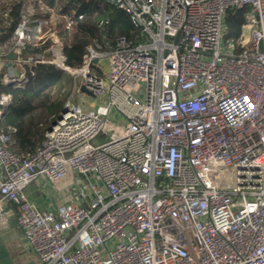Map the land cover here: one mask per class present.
<instances>
[{
  "label": "built area",
  "instance_id": "1",
  "mask_svg": "<svg viewBox=\"0 0 264 264\" xmlns=\"http://www.w3.org/2000/svg\"><path fill=\"white\" fill-rule=\"evenodd\" d=\"M110 3L142 40L90 45L74 69L72 21L45 36L23 4L11 51L46 44L20 63L73 75L82 97L31 152L0 131V200L16 206L24 241L38 264H264V0ZM242 10L241 38L226 46L225 18ZM38 180L65 194L54 209L28 200Z\"/></svg>",
  "mask_w": 264,
  "mask_h": 264
},
{
  "label": "trees",
  "instance_id": "2",
  "mask_svg": "<svg viewBox=\"0 0 264 264\" xmlns=\"http://www.w3.org/2000/svg\"><path fill=\"white\" fill-rule=\"evenodd\" d=\"M34 15L47 21L44 32L64 31L68 18L72 21L69 35L63 39L65 65L78 68L86 48L98 44L101 52L110 51L115 41L124 37L133 44L142 40L141 28L131 21L128 15L104 0H35ZM26 3L23 0H6L0 7V52L7 53L13 47L14 29L21 20ZM27 4V3H26ZM41 4L44 11L41 10ZM25 6V4H24ZM7 11L9 18H4ZM54 15H52V13ZM245 11L230 12L225 18V39L235 44L242 35ZM81 17V18H80ZM46 44L30 45L19 56L43 53ZM26 82L20 86L3 84L0 74V97L9 95V104L0 120V131L10 132V150L18 154L31 152L44 138V134L62 110V100H53L52 94L62 82L64 72L51 64H38L29 69L21 63Z\"/></svg>",
  "mask_w": 264,
  "mask_h": 264
},
{
  "label": "crops",
  "instance_id": "3",
  "mask_svg": "<svg viewBox=\"0 0 264 264\" xmlns=\"http://www.w3.org/2000/svg\"><path fill=\"white\" fill-rule=\"evenodd\" d=\"M11 50L12 48L7 53L0 52L2 79L4 77L15 78L23 71L19 54L13 53ZM26 194L28 200L40 211L54 209L65 197V194L55 193L42 180L31 184L27 188ZM0 206L3 208L5 216V224H0V264H38L36 255L24 241L21 231L16 225V206L11 202L1 200Z\"/></svg>",
  "mask_w": 264,
  "mask_h": 264
},
{
  "label": "rangeland",
  "instance_id": "4",
  "mask_svg": "<svg viewBox=\"0 0 264 264\" xmlns=\"http://www.w3.org/2000/svg\"><path fill=\"white\" fill-rule=\"evenodd\" d=\"M5 1L6 0H0V7L2 6V4ZM11 1L14 2L16 0H10V2ZM32 1H35V0H25V2L27 3V6L34 9V5H33ZM39 5L41 7V10L44 11L43 6L41 4H39ZM52 15H54V14L52 13ZM55 32H57V31H55ZM57 33H59V32H57ZM46 34H48V33H46ZM46 34H45V36H46ZM224 41L226 42V46L228 45L229 42H231V41H228L226 39H224ZM222 51H224L223 48H222ZM99 64H100V68H101L103 76H104V74L106 73L105 60L100 61ZM22 73H24V72L22 71ZM15 79L16 80L13 82H10L9 85H13L14 87H17V86H20L21 84L26 82V77L24 74H23V78H22L23 80L19 79L18 76ZM76 81H77V79H76V77H73V75L71 76V75L65 74L63 76L62 82L58 85L57 89L53 92V94H52L53 100L63 99L62 100V109L64 107L81 105L82 97L80 94L75 92ZM96 104H97V102H96Z\"/></svg>",
  "mask_w": 264,
  "mask_h": 264
},
{
  "label": "water",
  "instance_id": "5",
  "mask_svg": "<svg viewBox=\"0 0 264 264\" xmlns=\"http://www.w3.org/2000/svg\"><path fill=\"white\" fill-rule=\"evenodd\" d=\"M104 1L110 3L111 0H104ZM80 91L83 92V93H85V94H87V95H91V93H89L88 91H86V90L84 89V87H80ZM48 129H49V128H48Z\"/></svg>",
  "mask_w": 264,
  "mask_h": 264
}]
</instances>
